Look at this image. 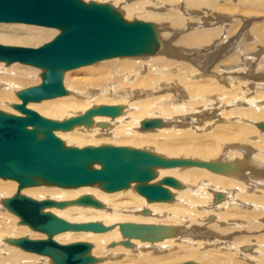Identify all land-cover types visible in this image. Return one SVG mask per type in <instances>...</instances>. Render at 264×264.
Listing matches in <instances>:
<instances>
[{"label":"bare ground","instance_id":"bare-ground-1","mask_svg":"<svg viewBox=\"0 0 264 264\" xmlns=\"http://www.w3.org/2000/svg\"><path fill=\"white\" fill-rule=\"evenodd\" d=\"M109 1L123 20L153 25L156 39L150 52L83 66L84 76L64 84L67 96L49 99L48 104L38 102L40 116L64 121L101 105L114 106L119 110L115 117L93 116L90 125L54 134L66 147H123L202 165L154 167L148 182H131L125 190L114 192L104 191L99 183L61 188L41 182L19 190L17 182L0 180V264H53L48 256L14 245L21 238H47L6 207L5 201L16 194L63 202L61 208L47 207L41 212L67 223L108 228L97 233L68 230L53 236L59 245L89 243L87 255L93 258L89 264H177L172 261L174 255L183 257L180 264L188 260L194 264H264V237L237 238L229 227L235 225L234 215L243 214L251 224L246 229L264 228V16L259 25L246 29L258 17L252 14L264 11V0H141L136 5ZM31 26L0 31V43H44L55 35V29ZM250 39L251 43L246 41ZM13 64L20 63L7 65ZM26 71L24 76L30 81L41 72ZM8 75L15 77L0 70V77ZM19 88L0 79V92H7L0 99L5 113L20 115L13 107L20 103ZM30 104L27 108L33 110ZM147 121H155V127L144 129ZM213 126L218 128L211 133ZM211 127V134L200 138L218 141L216 150L197 146L185 150L166 140L171 133L186 136ZM233 131V139L220 134ZM201 142L198 146H206ZM86 196L99 206L76 202ZM196 218L212 226L193 225Z\"/></svg>","mask_w":264,"mask_h":264},{"label":"water","instance_id":"water-1","mask_svg":"<svg viewBox=\"0 0 264 264\" xmlns=\"http://www.w3.org/2000/svg\"><path fill=\"white\" fill-rule=\"evenodd\" d=\"M0 23L34 25L59 30L50 42L37 48L0 45V62L20 63L41 69L39 85L20 91V103L14 109L20 115L0 111V178L18 183V189L36 186L37 180L69 188L101 184L106 192L119 191L131 182L146 183L151 169L200 166L187 160H165L151 153L115 146L66 147L55 131H68L73 126L91 124L93 116L118 115L114 106L101 105L83 115L64 121L41 117L27 104L66 95L63 74L98 61L150 52L156 39L151 23L125 22L107 4L81 0H0ZM155 121L144 122V129L155 127ZM96 164L99 168H92ZM152 192V191H151ZM155 192V191H153ZM81 205L99 206L90 197L76 201ZM6 207L21 222L46 239L21 238L14 245L22 250L53 259V264H89V243L59 245L52 238L68 230L104 232L108 228L96 223L70 224L50 214L47 207L61 208L64 203L36 201L16 194L5 201ZM192 264V263H185Z\"/></svg>","mask_w":264,"mask_h":264},{"label":"rangeland","instance_id":"rangeland-1","mask_svg":"<svg viewBox=\"0 0 264 264\" xmlns=\"http://www.w3.org/2000/svg\"><path fill=\"white\" fill-rule=\"evenodd\" d=\"M81 1H83L84 3H86V4H88V3H90V2H94V3H98V4H107V5H109L110 7H112L113 9H114V11L116 12V13H119L118 12V9H117V7H116V9H115V5H114V3H112V5H110L111 4V2H113V1H109V0H90V2H89V0L87 1V0H81ZM129 1V2H128ZM135 0H127V2H128V4H130L131 5V3L133 4V5H136V3L137 4H139L140 3V1L141 0H136L135 2H134ZM160 1H163V0H160ZM142 2V1H141ZM150 9H152V8H145L144 10L145 11H147V10H150ZM241 9V8H240ZM152 11H154V10H152ZM163 14H165L164 13V11L162 12ZM161 13V14H162ZM120 15V14H119ZM252 16H261V17H255V20H252V22L251 21H249V23L250 24H246V26L248 25V26H250V25H252V24H254L255 26L256 25H259V23H260V21L262 20V17L264 16V11H261V12H259V13H257L256 15H253L252 14ZM122 18V17H121ZM250 18V17H249ZM248 18V19H249ZM122 20H123V18H122ZM257 20V21H256ZM125 22H128V23H130V22H133V21H128V20H124ZM137 21H139V20H137ZM141 21V20H140ZM254 21V22H253ZM9 25H13V26H9ZM162 25H164V24H162ZM28 26H30V25H25V24H3V23H0V31H2L3 30V32H5V31H7V30H11V29H14V30H21V27H28ZM246 27V29H249V27ZM31 27H34V30H38V29H52V28H42V27H38V26H31ZM54 30V29H53ZM56 31H54V33H55V35H53V38L52 39H50L49 41H47V42H44V43H39V42H37V41H30V42H28V43H26V44H24V45H8V44H1L0 43V45H5V46H13V47H32V48H37V47H39V46H42L43 44H45V43H48V42H50L51 40H53L58 34H59V30H57V29H55ZM247 42H249V43H251V39L250 40H246ZM121 58V57H120ZM260 58H261V56H260ZM110 60V59H109ZM106 61H108V60H106ZM95 64V63H94ZM93 65V64H92ZM12 66H15V68H13ZM89 67V66H88ZM29 68H33V69H35V70H38V71H41L40 72V74L39 75H37L36 77H37V80H35V81H30V80H26V78H25V76H24V74H26V73H28L26 70L27 69H29ZM84 68L85 67H81V68H78V69H76V70H72V71H68V72H65L64 74H63V80H62V83H63V88L65 89V91H66V95L65 96H67L68 95V91H67V89L65 88V85L64 84H66L67 82H71L72 81V83H74L76 80L75 79H72V78H77V77H79V75L80 76H84L85 75V73H83L82 71H84ZM0 70L1 71H3V70H6V73H8V74H11V72H12V74L14 73L15 74V77L14 76H2V77H0V79H3V80H5V81H11V82H13V83H17L18 84V86L20 87L19 88V91H20V89H22V88H24L23 86H25V85H29L30 86V84L32 85L31 87H33V86H37V85H39L40 83H41V81H42V73H43V71L41 70V69H37V68H34V67H31V66H27V65H21V64H16V65H7V64H5V63H0ZM78 82V81H77ZM10 92V91H9ZM7 92H0V99L1 98H5V97H3V96H1L2 94H6ZM64 96V97H65ZM12 97L14 98L15 96L12 94ZM63 97V96H62ZM60 98V97H59ZM15 99V98H14ZM57 101H59V100H57ZM56 101V102H57ZM42 103H45V104H48L49 103V100H47V101H42ZM44 104V105H45ZM41 105V103H31L30 104V107H32L33 108V110H35L39 115H40V113H42V111H41V109H40V106ZM34 107H36V108H34ZM1 110V112L3 111L4 113L5 112H7V111H4L5 109H2V108H0ZM40 112V113H39ZM7 114V113H6ZM230 126L231 127H233V124H230ZM214 127V129L212 130V128ZM213 127H211V128H209V129H205L204 130V132H197V131H190V133H189V135H184V134H182V133H171V134H169V135H167V141H169V139L172 141V143H173V146L174 147H179V148H182V149H185L186 150V148H191V147H198L200 150H203V151H205V150H213V149H217L218 148V145H219V143H218V141H216V140H210V139H208V138H204V139H201L200 137L201 136H207V135H209V134H211V133H214L216 130H217V128L218 127H215V126H213ZM210 130H212V132L210 133L209 131ZM188 134V133H187ZM222 136H224L226 139H233V138H231L234 134H236L234 131L232 132V133H227V132H221L220 133ZM230 137V138H229ZM61 141H62V138H59ZM64 141V140H63ZM62 141V142H63ZM201 141H204L203 143H207L206 144V146H203V145H200V146H198L200 143H202ZM64 143V142H63ZM212 143H214V144H212ZM166 144H168V145H170V146H167L168 148H170L171 147V144L170 143H166ZM0 180L1 181H6V182H15V181H12V180H5V179H2V178H0ZM37 182L38 183H45V184H47V185H50V184H48V183H46V182H44V181H41V180H37ZM16 185L18 186V184L16 183ZM52 185V184H51ZM98 185H100L101 186V184H98ZM52 186H54V185H52ZM55 187H58V186H55ZM61 188H63V187H61ZM77 188V187H76ZM125 190V189H124ZM235 219L234 220H232V223H234L235 225L233 226V225H230L229 224V227L231 228V229H233L231 232H230V234H236L237 235V238H239V237H244V238H246V237H252V236H255V237H257V236H263L264 237V228L262 229V228H259V229H257V230H255V229H253V230H248V229H246L247 227H248V225H251V224H249V221H247V220H244V215L242 214V215H234L233 216ZM20 220V219H19ZM238 220V221H237ZM21 221V220H20ZM242 221V222H241ZM188 223V222H187ZM193 225H196V224H199V226L200 227H203V226H205V227H209V226H212V224L211 223H207L205 220L204 221H202V220H199L198 218H196V219H194V221H193ZM238 223V224H237ZM246 223V224H245ZM210 224V225H209ZM258 224V223H257ZM237 225H238V227H237ZM246 225V226H245ZM259 225V224H258ZM179 226V225H178ZM191 226L192 225H190V228H191ZM207 227V228H208ZM217 227H219V226H217ZM263 227V226H262ZM235 228V229H234ZM237 228V229H236ZM211 230H213V231H215V230H217V228L215 227V228H212ZM263 230V231H262ZM236 232V233H235ZM217 237L219 236V235H216ZM171 237H173V236H171ZM178 237H180V236H178ZM176 238V237H175ZM216 238V237H215ZM151 241V240H150ZM155 242V241H154ZM126 247V246H125ZM127 248V247H126ZM20 249V248H19ZM23 251V250H22ZM175 254V253H174ZM175 257V258H174ZM147 260H152L151 259V257H148V258H146ZM233 259V261L235 262V263H240V262H237V260L236 259H234V258H232ZM159 261V260H158ZM172 261H174V262H178L177 264H180V262H182L183 261V257L182 256H176V255H174L173 256V259H172ZM186 262H190V263H195V261H193V260H188V261H186ZM186 262H184V263H186ZM197 264V263H196Z\"/></svg>","mask_w":264,"mask_h":264}]
</instances>
